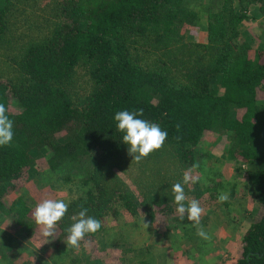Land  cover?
Returning <instances> with one entry per match:
<instances>
[{"label": "trees", "instance_id": "trees-1", "mask_svg": "<svg viewBox=\"0 0 264 264\" xmlns=\"http://www.w3.org/2000/svg\"><path fill=\"white\" fill-rule=\"evenodd\" d=\"M257 29L264 30V0H0V103L15 133L0 147V233L40 242L28 263L48 264L68 249L72 216L87 209L102 228L81 241L91 249L79 262L95 264L109 218L130 211L150 227L178 221L172 186L186 171L200 174L193 188L184 185L188 201L219 199L229 186L211 177L204 147L206 138L226 139V158L244 185L234 179L230 199L217 206L233 205L237 185L252 196L232 264H264V31L257 42ZM200 30L206 43L186 40ZM123 110H143L142 119L166 130L163 146L134 160L114 120ZM61 190L68 211L47 237L34 211ZM7 240L0 258L16 264L28 248Z\"/></svg>", "mask_w": 264, "mask_h": 264}, {"label": "rangeland", "instance_id": "rangeland-1", "mask_svg": "<svg viewBox=\"0 0 264 264\" xmlns=\"http://www.w3.org/2000/svg\"><path fill=\"white\" fill-rule=\"evenodd\" d=\"M46 3V2H45ZM41 5L38 10H41ZM258 20H261L258 19ZM260 21H256L259 24ZM253 22L252 24L255 25ZM264 30H256L253 35L255 39H258L260 32ZM36 34V33H33ZM36 35H34L35 37ZM186 40H194L198 43H206L207 35L200 30L199 35L190 34L187 32ZM253 38V39H254ZM254 39V40H255ZM259 42V39L256 40ZM4 68L0 66V69ZM10 107L14 110H18V104L13 101ZM205 153L208 158L207 166L211 173V177L215 176L214 173L220 175L219 181L224 185V182L229 186L228 189L221 191V194H228V199L231 197V191L229 190L231 185L236 182L237 179L241 181L242 185L244 179L242 176H238L235 172L236 167L234 162L226 158L225 150L227 148L226 139L206 138ZM165 161L167 158H163ZM38 163V166L43 168ZM150 164V163H149ZM247 168L245 167L244 170ZM191 176L189 187L193 188L194 181L200 178V174L194 172H188ZM180 175L179 173L177 176ZM176 176V177H177ZM181 178V176H180ZM230 181H233L230 184ZM229 182V183H227ZM29 189H33L32 183L28 184ZM131 185V183H130ZM237 185L236 195L233 205L230 207H223L218 205L223 202L220 199L213 200L206 205L200 204L203 208V212L200 217V225H195V222L189 221L187 216L184 219L179 217L178 221L168 222L167 228H161L160 226H148L145 223L146 217L142 213L124 212L123 217L114 221L111 217L105 223L108 229L107 235H103L96 242V253L94 254L95 264H232L241 253L240 243L242 233L246 227L250 224L251 220L244 221L245 212L250 210L252 206V196L248 194L245 186ZM247 192H246V191ZM48 190L45 189V193ZM246 192V194L244 193ZM50 192V191H49ZM53 194V195H52ZM49 197L63 199L68 201V194L66 191L52 192ZM35 197V194L30 193ZM37 198V197H36ZM29 206H32L30 198H25ZM39 198H37V201ZM185 215H187L185 213ZM238 220H240L239 223ZM241 223V224H240ZM240 224V225H239ZM202 227L203 230L210 236L209 240H205L197 235L198 228ZM2 230V224H0ZM4 229V228H3ZM10 235L14 240L11 245L12 248H19V244L23 243L28 250H25L20 254L19 261L16 264H29L30 255L35 251H40L41 243L38 241H28L21 234L15 233H0V249H4L8 245L7 237ZM9 239V238H8ZM115 245H118L119 250H115ZM14 245V246H13ZM70 246V248H69ZM68 246V249L64 253L56 258L55 261L47 262L48 264H73L77 261L78 264L83 260L85 254L89 252L91 246L87 248L86 244L80 242V247ZM133 249V253L126 255L124 251ZM108 250L111 254L104 259V253ZM45 260L49 259V255L41 253ZM1 255V254H0ZM32 259V260H31ZM30 264H39L37 259L31 258ZM82 259V260H81ZM12 257L2 260L0 258V264H15L11 262ZM81 260V261H80ZM80 261V262H79Z\"/></svg>", "mask_w": 264, "mask_h": 264}, {"label": "clouds", "instance_id": "clouds-1", "mask_svg": "<svg viewBox=\"0 0 264 264\" xmlns=\"http://www.w3.org/2000/svg\"><path fill=\"white\" fill-rule=\"evenodd\" d=\"M143 110L129 111L123 110L115 113L116 129L122 134V142L128 146V152L139 161L149 156L155 150L160 149L165 143L168 132L162 130L161 127L146 119H142ZM14 121L7 115L4 104L0 103V147L13 143L14 139ZM191 176L186 171L183 176V182L176 183L172 186L174 202L177 205L176 211L180 218L184 219L187 213V219L200 225V217L203 208L197 200H187L184 185L189 184ZM219 199L226 201L228 194H221ZM69 204L63 199H46L39 203L34 211L36 222L45 228L44 235L52 237L57 222L65 216L68 211ZM87 209L79 212L78 217L72 216L74 223L67 229V244L73 247H80V242L89 233H96L102 228V222L95 217L87 215ZM197 235L205 240H209L210 236L203 230L198 228Z\"/></svg>", "mask_w": 264, "mask_h": 264}]
</instances>
